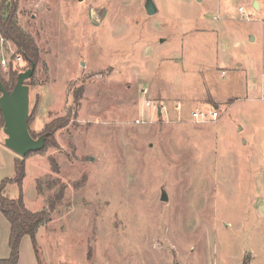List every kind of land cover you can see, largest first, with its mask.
Wrapping results in <instances>:
<instances>
[{"label":"rangeland","instance_id":"obj_1","mask_svg":"<svg viewBox=\"0 0 264 264\" xmlns=\"http://www.w3.org/2000/svg\"><path fill=\"white\" fill-rule=\"evenodd\" d=\"M151 2L17 0L39 52L29 133L60 126L25 159L23 202L48 221L18 264H264V0ZM16 54L0 37L4 81ZM2 127L0 182L18 157ZM7 226L0 213V257Z\"/></svg>","mask_w":264,"mask_h":264},{"label":"trees","instance_id":"obj_2","mask_svg":"<svg viewBox=\"0 0 264 264\" xmlns=\"http://www.w3.org/2000/svg\"><path fill=\"white\" fill-rule=\"evenodd\" d=\"M16 11H17V0L1 1L0 37L5 41H10L15 46L17 53L15 56H19L20 60L25 63V66L21 69L11 70L10 68L8 73V81H4L0 77L1 83L7 92L12 91L14 85L16 84L17 75L20 72L25 71L28 67H30L31 63H33L34 65L37 64L39 59V52L34 41L29 35L24 33V31L17 25L15 21ZM27 81L25 82V84L28 86ZM1 124L3 125L2 116H1ZM27 125H28V121H27ZM59 127L60 126L57 122H53L46 127L45 133L43 134L44 145L45 143L49 142L52 131H54ZM29 155L30 154H28L25 158H20V157L15 158L13 177L3 179L0 182V213L9 223V236H8L9 256L6 259L0 260V264L18 263L20 242L22 238L25 236H28L30 238L33 251L36 254V239H35L36 231L39 228V226H41L42 224L48 221V217L45 212H36V213L29 212L25 208L23 202L21 186L23 179L25 177V159ZM8 184H15L17 186L19 194L16 199H9L7 196H5L4 189ZM243 264L246 263L243 262Z\"/></svg>","mask_w":264,"mask_h":264},{"label":"water","instance_id":"obj_3","mask_svg":"<svg viewBox=\"0 0 264 264\" xmlns=\"http://www.w3.org/2000/svg\"><path fill=\"white\" fill-rule=\"evenodd\" d=\"M256 6V3H254ZM145 10L148 15L156 12L151 0H146ZM34 64L17 75L16 84L11 92H7L0 80V113L3 120V132L6 135L5 145L18 157L25 158L28 154L38 152L44 147V136L33 139L28 130L29 87L25 82L34 72ZM157 115H160L158 108ZM89 161H92L89 158ZM161 200H166L162 193Z\"/></svg>","mask_w":264,"mask_h":264},{"label":"built area","instance_id":"obj_4","mask_svg":"<svg viewBox=\"0 0 264 264\" xmlns=\"http://www.w3.org/2000/svg\"><path fill=\"white\" fill-rule=\"evenodd\" d=\"M239 11L242 12L241 9H239ZM14 61L15 62L21 61L20 57L15 56ZM1 65L7 66L6 62L4 60L1 61ZM140 94L142 96V104H143L145 109H153L154 115H156L157 117H160V115L166 113L167 109L164 106V104L150 100L148 98V93L145 90H141ZM158 108L160 109V115L159 116L157 115ZM174 109L179 114L180 113V104H177L174 107ZM151 116L152 117H150V119L148 121H146L144 118H137V119H135L134 124L140 125V124H144V123H152L153 115H151ZM217 116H218V113H217L216 109H212L209 112H205V111L199 110V109H194L190 112V114L188 116V121L192 124H195V125L206 124V123L215 121L217 119Z\"/></svg>","mask_w":264,"mask_h":264},{"label":"crops","instance_id":"obj_5","mask_svg":"<svg viewBox=\"0 0 264 264\" xmlns=\"http://www.w3.org/2000/svg\"><path fill=\"white\" fill-rule=\"evenodd\" d=\"M24 205H25V208L29 211V212H32V211H30V209L27 207V205L24 203ZM32 213H34V212H32ZM3 217V216H2ZM4 218V217H3ZM5 219V218H4ZM6 220V219H5ZM7 222V221H6ZM8 223V222H7ZM8 236H9V223H8V226L6 227V241H7V249L6 250H4L3 248H2V250H1V257H0V260H2V259H6L8 256H9V248H8ZM18 264V263H17Z\"/></svg>","mask_w":264,"mask_h":264}]
</instances>
